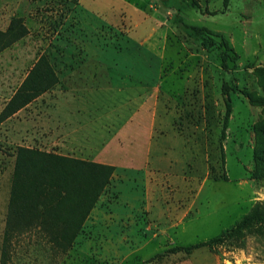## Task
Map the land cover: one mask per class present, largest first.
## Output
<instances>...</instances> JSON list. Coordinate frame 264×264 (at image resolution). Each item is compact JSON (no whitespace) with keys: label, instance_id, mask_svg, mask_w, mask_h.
<instances>
[{"label":"rangeland","instance_id":"374dc122","mask_svg":"<svg viewBox=\"0 0 264 264\" xmlns=\"http://www.w3.org/2000/svg\"><path fill=\"white\" fill-rule=\"evenodd\" d=\"M161 1L0 0V264H264V0Z\"/></svg>","mask_w":264,"mask_h":264},{"label":"trees","instance_id":"16d2710c","mask_svg":"<svg viewBox=\"0 0 264 264\" xmlns=\"http://www.w3.org/2000/svg\"><path fill=\"white\" fill-rule=\"evenodd\" d=\"M165 1L166 0H162L160 3L162 5H165ZM224 1H227V0H224ZM192 3H194V5L196 4V2H192ZM176 20L179 23L181 29L188 36L201 39L203 45H205V43H208V44L213 43L212 38H211L212 31L210 29L206 28L205 26L187 23L180 16H177ZM223 44L229 51H231V48L229 47L226 41H223ZM233 55L236 56L237 54L233 53ZM248 96L252 102L257 103V104L259 103L264 104V100H262L261 98L255 99L251 95H248ZM30 99H31V95L25 94V92H22V94L20 95L19 93H16L12 97V99L8 102V104L5 106V108L0 112V120L3 117H6L7 115H9L10 113L16 111L19 107L27 103ZM225 104H226V111L224 114V126H226L227 124V121L229 118V112L231 108L229 100H226ZM259 131H260V134L263 136V139L259 138V140L257 141L260 147H257L254 150V161H255V167L259 169V171H257L258 176L261 177V173H264V121L263 123H261ZM18 149L19 151L22 152L23 155L27 156L28 158L53 157L54 159H56L58 163H61L63 165L64 164L70 165L71 167H75V168L88 165V166H85L84 168L93 167V169L96 172L103 170V172L105 171L104 173H106L111 167L105 164H100V163H95V162H85V161L77 160L75 158L62 157V156H58L55 154H51L49 152L39 151V150H35L32 148H26V147L20 146ZM64 161H67V162H64ZM255 224L264 225V206L262 207V206L256 205L253 209L248 211L238 221H236L230 228L226 229L222 233V235L209 239L205 241L204 243L209 244V243L221 240L223 238L230 239V238L241 237L245 229Z\"/></svg>","mask_w":264,"mask_h":264}]
</instances>
